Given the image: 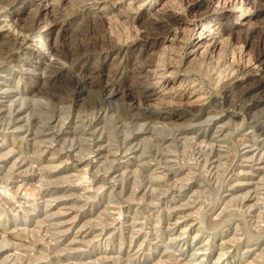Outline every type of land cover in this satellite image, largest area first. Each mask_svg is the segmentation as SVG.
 Segmentation results:
<instances>
[{"label":"rangeland","instance_id":"obj_1","mask_svg":"<svg viewBox=\"0 0 264 264\" xmlns=\"http://www.w3.org/2000/svg\"><path fill=\"white\" fill-rule=\"evenodd\" d=\"M1 1L0 264H264V138L259 109L245 110L264 101V81L232 83L246 71L264 77V0H164V10L185 20L156 51L160 72L176 74L171 93L155 100L138 87L152 37L169 32L147 18L159 0L137 8L128 0ZM207 6L209 26L227 30L214 51L198 48ZM57 20L65 27L56 26L49 40L44 30L40 36ZM22 24L35 33L14 48L8 36ZM112 70L118 89L130 94L118 93L98 112L91 75ZM77 75L90 81L77 86ZM150 105L178 116V126L156 118L145 131L128 124Z\"/></svg>","mask_w":264,"mask_h":264},{"label":"bare ground","instance_id":"obj_2","mask_svg":"<svg viewBox=\"0 0 264 264\" xmlns=\"http://www.w3.org/2000/svg\"><path fill=\"white\" fill-rule=\"evenodd\" d=\"M1 1V0H0ZM152 0H150V2H151ZM155 1H157V0H155ZM166 1V0H165ZM208 1H213V0H208ZM2 2V1H1ZM13 2H14V0H13ZM23 2V1H22ZM21 2V3H22ZM140 2H141V0H128V4H129V6L130 7H135V8H137V5L139 6V4H140ZM10 3V2H9ZM12 3V2H11ZM153 3H154V1H153ZM164 0H159V1H157V2H155V5L157 4V8L155 9V11H153V12H148V14H147V18L149 19V21H151L152 23L154 22L155 24L156 23H161V24H164L165 26L167 25L168 26V33H165V34H161V33H159L160 35H154V37H152V40H153V42H151V44L149 45V49H148V51H147V54H148V56L149 57H147V59L146 60H144L143 62H141V64L140 63H138V64H140V71H139V73H140V75H141V79L142 78H145L146 79V82H143V83H141V84H139V91H140V93H141V96H142V98H144V99H146V100H155V99H157L158 97H160L161 98V96H164V95H167V94H169V93H171L170 91L173 89L171 86L172 85H169V84H171V83H173V81H174V77H175V74H176V72H173V71H171V69H162V71L160 72V68L158 67V65H157V63H156V60H155V57H156V54H157V50L160 48V46H163V44L167 41V39H168V36L169 35H171V34H173L174 32V30H173V28L174 27H172V26H174V25H176V23L178 22H184V20L182 19V17H179L180 16V14H179V16L177 17V15H175V14H173V13H171V12H169V11H166V10H168V9H166V10H164V8H163V5H164ZM166 3H167V1H166ZM243 3V2H242ZM165 6H166V4H165ZM171 7V6H170ZM139 8V7H138ZM97 10H101V9H99V8H96ZM40 10H41V12H40ZM47 6H44V7H42L41 9H37L36 10V16H37V14L39 15V14H43V12L44 13H46L47 11ZM92 10H94V9H92ZM46 11V12H45ZM244 11H248V9L247 8H244ZM96 12V11H95ZM209 6H207V10H206V12L205 13H203L200 17H201V19H200V26H202V31H203V33H201L200 35H199V37H198V40H199V42H198V48L199 49H201V51H202V48H206L207 46H209L213 51L214 50H216V49H218L217 47H218V44L220 43L221 44V39H222V36H223V32H226L227 30H225V29H223V28H221V27H217V28H213L212 26H209V21L207 20L208 19V17H209ZM30 13V12H29ZM94 13V12H93ZM178 13V12H177ZM95 14V13H94ZM98 14V13H97ZM159 14V15H158ZM208 14V15H207ZM214 14L215 15H217V18H220V17H223L224 16V13L222 12V10H219V9H216L215 11H214ZM96 15V14H95ZM96 17V16H95ZM146 17V16H145ZM57 18V17H56ZM55 18V19H56ZM146 18V19H147ZM54 19V20H55ZM58 19V18H57ZM61 21V20H60ZM63 21V20H62ZM73 22V21H72ZM129 24V23H128ZM237 24V22H234V25H236ZM17 25V24H16ZM20 25V24H19ZM23 25V24H22ZM49 25V24H48ZM53 26H44V28H42V30H40V31H38V32H41V31H45V32H47L48 33V37H47V39L49 40V35L50 34H52L53 33V31L55 30V27L56 26H60V28L62 27V26H64V24L63 23H59V20H57V21H55V23L54 24H52ZM150 25V24H149ZM152 25V24H151ZM241 25H243V24H241ZM67 26V25H66ZM219 26V25H218ZM15 27V26H14ZM17 27V26H16ZM16 27H15V29H16ZM19 27V32H18V34L17 33H15V35H12V34H10L9 36H8V40H10L11 41V43L13 44V46H14V48L15 47H19V48H23V46H24V44L26 43V37H27V35L26 34H33V33H35V26L32 24L31 26H18ZM43 27V26H42ZM65 27V26H64ZM12 28V27H11ZM59 28V27H58ZM59 28V29H60ZM15 29H14V31H15ZM18 30V29H17ZM58 30V29H57ZM14 31H12V32H14ZM61 31V30H60ZM17 32V31H16ZM9 33V32H8ZM37 33V32H36ZM41 35L40 36H42L43 35V33L41 32L40 33ZM57 34H59V33H57ZM228 35H232V32H228L227 33ZM56 35V34H55ZM197 35H198V33H197ZM173 36H175V34H173ZM69 38V37H68ZM151 38V37H150ZM226 38V37H225ZM56 39V38H55ZM181 39V38H180ZM7 40V41H8ZM10 41H8V42H10ZM48 42V41H47ZM50 44V43H49ZM118 44V43H117ZM12 46V45H11ZM12 46V47H13ZM120 46V45H119ZM5 47V46H4ZM53 47V46H52ZM116 47V46H115ZM126 47V46H125ZM165 47V46H164ZM114 48V47H113ZM117 48V47H116ZM120 48H122V46L120 47ZM120 48H118L119 50H121ZM166 48V47H165ZM168 48V47H167ZM210 48H209V50H210ZM117 49V50H118ZM163 49V47L161 48V50ZM196 49V48H195ZM204 50V49H203ZM200 51V52H201ZM191 52H192V50H191ZM204 53V52H203ZM201 54V53H200ZM211 55V54H210ZM80 56V55H79ZM192 56V55H191ZM9 57V56H8ZM62 57V56H61ZM61 57H58L57 58V63H59V64H61V61L59 62V58H61ZM158 57V56H157ZM193 57V56H192ZM194 57H195V55H194ZM1 58H3V57H1ZM77 58V57H76ZM76 58H74L75 60H76ZM159 58H161V57H159ZM59 59V60H58ZM73 58H71V60H72ZM142 59V58H141ZM67 60V59H66ZM70 60V62H72ZM159 60V59H158ZM65 61V60H64ZM56 62H55V64H56ZM16 63V62H15ZM137 64V63H136ZM53 65V64H52ZM51 65V66H52ZM62 65V64H61ZM63 66V65H62ZM61 66V67H62ZM53 67H55V66H53ZM59 67V68H58ZM56 66V69L54 68V69H52V70H56L57 71V69H59V72L58 73H61L62 71H64L65 69H63V68H61L60 66ZM64 67V66H63ZM256 67V66H255ZM117 68V67H116ZM134 68V67H133ZM138 68V69H139ZM164 68V67H163ZM253 68H254V66H253ZM136 69V68H135ZM245 69V68H244ZM249 69V68H248ZM247 69V70H248ZM252 69V68H251ZM256 69V68H255ZM258 70H259V68H257ZM117 71L119 70V69H116ZM116 70L115 71H113V73H112V71H111V73L110 72H108L106 75L105 74H103V72L101 73V72H97L95 75H91L92 76V78H96V80H97V86H98V89H99V92H100V99L98 100V105H99V107H98V112H100V111H102L103 112V108L105 107V106H110L109 104H110V100H111V98L113 97V96H115V95H117L118 93H120V95L119 96H121L122 95V97H127V96H129V94H130V90H129V88L128 87H126V88H124L123 90H119L118 88V83H116V81L117 80H115V78H114V76H115V73H116ZM242 70V72H243V68L241 69ZM174 71H175V69H174ZM253 71V70H252ZM260 71V70H259ZM258 71V72H259ZM67 72H68V70H67ZM138 72V71H137ZM254 72H256V71H254ZM2 73V72H1ZM0 73V74H1ZM74 74V73H73ZM85 75H87V74H85ZM135 75V74H134ZM139 75V76H140ZM155 75H159L158 77H155L156 78V80H154L153 79V76H155ZM242 75H243V77H241V78H238V77H235L234 79H233V81H232V83H233V85L235 86V88H239V86H241L242 84H245L246 83V81H247V77H249L250 79H252V78H255V79H258V81H264V77H261V75H260V73H253L252 74V72L250 73V71H246V72H243L242 73ZM78 76V75H77ZM90 76V75H89ZM89 76H78L75 80H76V85L77 86H84L85 84H86V82L89 80L90 81V77ZM189 76V75H188ZM134 77V76H133ZM132 77V78H133ZM47 78V77H46ZM218 78H220V76H218ZM140 79V80H141ZM154 80V81H152V80ZM143 80V79H142ZM218 80V79H217ZM139 81V80H138ZM144 81V80H143ZM142 82V81H141ZM138 83V82H137ZM42 84V83H41ZM132 84V83H131ZM130 84V85H131ZM133 85H134V83H133ZM123 87V86H122ZM1 88V87H0ZM135 88V87H134ZM172 88V89H171ZM16 89V88H15ZM3 90V89H2ZM46 90V89H45ZM255 91V88L253 87L252 89H250V88H246V89H244L243 91H241L242 93H241V96L243 97V98H247V97H249V95L250 94H252L253 92ZM2 92V91H1ZM9 91H7V90H4L3 92H2V94H4V98H9ZM240 93V92H239ZM253 95V94H252ZM203 96V95H202ZM251 96V95H250ZM197 97H199V98H201V96L199 95V96H197ZM197 97H195L196 99H197ZM210 97V96H209ZM25 98H27V97H25ZM24 97H23V99H25ZM46 98V97H45ZM252 98V97H251ZM196 99H194V101L196 100ZM9 100V99H8ZM11 100V99H10ZM9 100V101H10ZM46 100V99H45ZM159 100V99H158ZM198 100V99H197ZM199 100H201V99H199ZM211 101L213 100V99H210ZM209 100V101H210ZM13 103H16V99H13V100H11ZM18 101H19V99H18ZM27 101V100H26ZM211 101H210V103H211ZM11 102V103H12ZM21 102V101H20ZM35 102V101H34ZM38 102V101H37ZM45 102V101H44ZM47 102V101H46ZM206 102V101H205ZM10 103V104H11ZM13 103H12V105H13ZM212 103H213V101H212ZM239 103V102H238ZM9 104V103H8ZM16 104H18V103H16ZM16 104H15V106H16ZM47 104V103H46ZM152 104V103H151ZM155 104V103H154ZM202 104V103H201ZM253 104H255V103H253ZM11 105V106H12ZM30 105H31V103H30ZM130 105V106H129ZM128 105V108H126V110L127 109H129L130 111H134V106L132 107L131 106V104H129ZM209 105V104H208ZM214 105V104H213ZM21 106V105H20ZM60 106V105H59ZM62 106V105H61ZM125 106V105H124ZM156 106V105H155ZM212 106V105H211ZM215 106V105H214ZM16 107H18V106H16ZM240 107V106H239ZM3 108V107H2ZM34 108V107H33ZM36 108V107H35ZM51 108V107H50ZM243 108V107H242ZM255 108H257V109H259L258 111L259 112H257V111H255L256 109ZM125 109V108H124ZM203 109H205V108H203ZM252 109H255L254 111H255V113H257L258 115H259V123H257V130L259 131L258 133H260V135H261V138H264V101H260L257 105H253V106H251V105H248L247 107H245V110H247V114L248 115H250L251 114V112H252ZM53 110V109H52ZM89 110V109H88ZM137 110V109H136ZM242 110V109H241ZM60 111V110H59ZM116 111V110H115ZM207 111H208V109H207ZM206 111V112H207ZM14 112V111H13ZM19 112H20V108H19ZM19 112H17V113H19ZM32 112V111H31ZM205 112V113H206ZM16 113V114H17ZM24 113V112H23ZM41 113V112H40ZM135 113V112H134ZM21 114V113H20ZM66 114V113H65ZM95 114V113H94ZM208 114V113H207ZM207 114H205V115H207ZM23 115V114H22ZM90 115V114H89ZM111 115H113V114H111ZM135 118H133V119H130V120H128V118H127V121H130V122H128V124H134V125H136L137 127H138V130L139 131H141V130H143V131H145V130H147V127H145V126H147L146 124H148V123H146L147 122V120L149 119V118H156V119H159V120H161V121H165V120H167L166 122H168V121H170L172 124L174 123L175 124V126H176V124H177V122H178V116H177V118H174V116H172L171 114H168V113H162V112H159V111H157L156 109H153V107H151V105L150 106H148V107H144L143 109H139L136 113H135ZM236 115V114H235ZM17 116V115H16ZM96 116V115H95ZM123 116V115H122ZM131 116H133V114L131 115ZM196 117V116H195ZM218 117V116H217ZM23 118V117H22ZM26 117H24V119H25ZM44 118V117H43ZM67 118V117H66ZM121 119H122V117H120ZM124 118V117H123ZM129 118H131L130 116H129ZM19 119H21V118H19ZM23 119V120H24ZM58 119V118H57ZM125 119V118H124ZM197 119V118H196ZM196 119H194L195 121H196ZM3 120V119H2ZM61 120V119H60ZM105 120V119H104ZM124 121V120H123ZM65 122V121H64ZM159 123H160V121H159ZM201 123V122H200ZM204 123V122H203ZM209 123V122H208ZM6 124V123H5ZM32 124V123H31ZM60 124V123H59ZM75 124V123H74ZM125 124V123H124ZM163 124V123H162ZM171 124V125H172ZM221 124V123H220ZM9 125V124H8ZM86 125H87V123H86ZM90 125V122H88V125L86 126V127H88ZM254 125V124H253ZM24 126H25V124H24ZM27 126V125H26ZM75 126V125H74ZM131 126H133V125H131ZM153 126V125H152ZM164 126H165V122H164ZM177 126H178V124H177ZM208 126V125H207ZM5 127V126H4ZM3 127V128H4ZM16 127V126H15ZM47 127V126H46ZM86 127H84V128H86ZM92 127V126H91ZM129 127V126H128ZM127 127V128H128ZM162 127V126H161ZM180 127V126H179ZM53 128V127H52ZM89 128V127H88ZM136 128V127H135ZM218 128H219V126H218ZM218 128H216V130L218 129ZM221 128H222V125H221ZM5 129V128H4ZM95 129V128H94ZM94 129H92V132H93V130ZM137 129V128H136ZM17 130V129H16ZM65 130V129H64ZM181 130V129H180ZM222 130V129H221ZM221 130H220V132H221ZM256 130V131H257ZM29 131V130H28ZM38 131V130H37ZM36 131V132H37ZM57 131H58V129H57ZM86 131V130H85ZM96 131H97V129H96ZM95 131V132H96ZM198 131V130H197ZM200 131V130H199ZM41 132V131H40ZM121 132V131H120ZM181 132V131H180ZM105 133V132H104ZM114 133V132H113ZM124 133V132H123ZM181 133H186V131H184V132H181ZM191 133V132H190ZM198 133V132H197ZM203 133V132H202ZM205 133H207V132H205ZM226 133H228L227 131H226ZM256 133V132H255ZM34 134V133H33ZM122 134V133H121ZM165 134V133H164ZM192 134V133H191ZM112 135V134H111ZM114 135V134H113ZM202 135H204V134H202ZM230 135V134H229ZM259 135V136H260ZM83 136V135H82ZM87 136V135H86ZM89 136H90V134H89ZM195 136V135H194ZM258 136V135H257ZM16 137V136H15ZM201 137V136H200ZM199 137V138H200ZM204 137V136H203ZM212 137V136H211ZM147 138V137H146ZM190 138V137H189ZM195 138V137H194ZM196 138H198L197 136H196ZM202 138V137H201ZM205 138V137H204ZM260 138V137H259ZM260 138V139H261ZM21 139H23V138H21ZM56 139V138H55ZM147 139H149V138H147ZM203 139V138H202ZM211 139V138H210ZM44 140V139H43ZM143 140V139H142ZM251 140V139H250ZM262 140H264V139H262ZM38 141V140H37ZM50 141V140H49ZM195 141V140H194ZM205 141V140H204ZM223 141V140H222ZM39 142V141H38ZM159 142V141H158ZM191 142V141H190ZM203 141L201 140V143H202ZM212 142V141H211ZM78 143H80V142H78ZM145 143V142H144ZM157 143V142H156ZM205 143V142H204ZM143 144V143H142ZM155 144V143H154ZM207 144V143H206ZM246 144V143H245ZM107 145V144H106ZM134 145V144H133ZM140 144H138V146H139ZM153 145V144H152ZM168 145V144H167ZM166 145V146H167ZM250 145V144H249ZM75 146V145H74ZM98 146H100V145H98ZM117 146V145H116ZM261 146V145H260ZM90 147V146H89ZM96 147V146H95ZM207 147V146H206ZM205 147V148H206ZM154 148V147H153ZM78 149V148H77ZM88 149V148H87ZM95 149V148H94ZM133 149V148H132ZM169 149V148H168ZM58 150H60V149H58ZM71 150V149H70ZM128 150V149H127ZM134 150H136V149H134ZM246 150V149H245ZM252 150V149H251ZM262 150H264V147H262ZM86 150H84V152H85ZM117 151V150H116ZM172 151H174V150H172ZM257 151V150H256ZM261 151V150H260ZM78 153V152H77ZM80 153V152H79ZM89 153V152H88ZM208 153V152H207ZM210 153H211V151L209 152V155H210ZM260 153V152H259ZM8 154V153H7ZM10 154V153H9ZM73 154V153H72ZM87 154V153H86ZM131 154V153H130ZM153 154V153H152ZM173 154V153H172ZM216 154V153H215ZM255 154V153H254ZM262 154V156H264V152H262L261 153ZM261 154H259V156H260V158H262L261 157ZM139 155V154H138ZM151 155V154H150ZM155 155H156V153H155ZM1 156V155H0ZM107 156V155H106ZM152 156V155H151ZM253 156V155H252ZM255 156V155H254ZM6 157V156H5ZM79 157V156H78ZM221 157V156H220ZM244 157V156H243ZM250 157H251V155H250ZM1 158V157H0ZM245 158V157H244ZM259 158V159H260ZM73 159V158H72ZM93 159V158H92ZM91 159V160H92ZM152 159H153V157H152ZM171 159V158H170ZM177 159V158H176ZM175 159V160H176ZM179 159V158H178ZM199 159V158H198ZM243 159V158H242ZM122 160V159H121ZM131 160V159H130ZM258 160V159H257ZM16 161V160H15ZM86 161V160H85ZM111 162H113V161H111ZM110 162V163H111ZM220 162V161H219ZM226 162V161H225ZM109 163V164H110ZM114 163V162H113ZM133 163V162H132ZM137 163V162H136ZM210 163V162H209ZM221 163V162H220ZM93 164V163H92ZM139 164V163H138ZM146 164V163H145ZM157 164V163H156ZM170 164V163H169ZM85 165V164H84ZM101 165V164H100ZM217 165H219V164H217ZM262 165H264V164H262ZM104 166V165H103ZM157 166V165H156ZM204 166V165H203ZM219 167V166H218ZM260 167V166H259ZM223 168V167H222ZM43 169V168H42ZM88 169H89V167H88ZM103 169H104V167H103ZM109 169V168H108ZM156 169V168H155ZM259 170L261 169V168H258ZM257 169V170H258ZM170 170V169H169ZM127 171V170H126ZM144 171V170H143ZM191 171V170H190ZM86 172V171H85ZM44 173V172H43ZM78 173V172H77ZM96 173V172H95ZM163 173V172H162ZM213 173V172H212ZM249 173V172H248ZM256 173V172H255ZM70 175V174H69ZM68 175V176H69ZM78 175V174H77ZM116 175V174H115ZM187 175V174H186ZM262 175V174H261ZM67 176V175H66ZM79 176V175H78ZM141 176V175H140ZM139 176V177H140ZM157 176H158V174H157ZM166 176V175H165ZM135 177H136V175H135ZM144 177V176H143ZM159 177V176H158ZM173 177V176H172ZM84 178V177H83ZM116 178V177H115ZM138 178V177H137ZM58 179V178H57ZM146 179V178H145ZM262 179H264V177H262ZM164 180H165V178H164ZM212 180V179H211ZM111 181V180H110ZM121 182V181H120ZM123 182V181H122ZM172 182V181H171ZM105 183V182H104ZM160 183V182H159ZM251 183V182H250ZM49 184V183H48ZM72 185V184H71ZM74 185V184H73ZM102 185V184H101ZM133 185V184H132ZM135 185V184H134ZM151 185V184H150ZM249 185V184H248ZM259 185V184H258ZM122 186V185H121ZM145 186V185H144ZM154 186V185H153ZM101 187V186H100ZM121 188V187H120ZM153 188V187H152ZM257 188V187H256ZM259 188V187H258ZM18 190V189H17ZM152 190V189H151ZM195 190V189H194ZM5 191V190H4ZM21 191V190H20ZM133 191V190H132ZM144 191V190H143ZM153 191V190H152ZM7 192H8V190H7ZM6 192V193H7ZM17 192V191H16ZM10 193V192H9ZM132 194H133V192H132ZM142 194V193H141ZM254 194V193H253ZM256 194V193H255ZM8 195V194H7ZM11 195V194H10ZM14 195V194H13ZM102 195V194H101ZM137 195V194H136ZM151 195V194H150ZM242 195V194H241ZM18 196V195H17ZM21 196V195H20ZM43 196V195H42ZM235 196V195H234ZM245 196V195H244ZM10 197V196H9ZM141 197V196H140ZM151 197V196H150ZM149 197V198H150ZM154 197V196H153ZM152 197V198H153ZM227 197V196H226ZM237 197V196H236ZM243 197V196H242ZM262 197V196H261ZM190 198V197H189ZM250 198V197H249ZM254 199V198H253ZM262 199H264V198H262ZM128 200V199H127ZM140 200V199H139ZM237 200V199H236ZM15 201V200H14ZM232 201H234V199L232 200ZM3 202V201H2ZM17 202V201H16ZM128 202V201H127ZM228 202V201H227ZM226 202V203H227ZM230 202V201H229ZM257 202V201H256ZM139 204V203H138ZM45 205V204H44ZM28 206V205H27ZM188 206V205H187ZM9 207V206H8ZM46 207V206H45ZM225 207V206H224ZM19 208V207H18ZM25 208V207H24ZM118 208V207H117ZM202 208V207H201ZM249 210V209H248ZM41 211V210H40ZM110 211V210H109ZM31 212V211H30ZM222 212V211H221ZM218 213V212H217ZM258 213V212H257ZM191 214V213H190ZM186 215V214H185ZM191 216V215H190ZM194 216V215H193ZM182 217H184V216H182ZM259 217V216H258ZM186 218V217H185ZM188 218V217H187ZM220 219V218H219ZM222 219V218H221ZM260 221V220H259ZM135 222V221H134ZM262 222H264V221H262ZM119 223V222H118ZM262 224V223H261ZM60 225V224H59ZM175 225V224H174ZM191 226V225H190ZM17 228V227H16ZM81 228V227H80ZM262 229V228H261ZM121 230V229H120ZM133 231V230H132ZM66 232V231H65ZM134 232V231H133ZM262 232H264V231H262ZM78 233V232H77ZM86 233V232H85ZM15 234V233H14ZM110 234V233H109ZM200 235V234H199ZM17 236V235H16ZM123 236V235H122ZM132 236V235H131ZM178 236V235H177ZM183 236V235H182ZM194 236V235H193ZM198 236V235H197ZM236 237V236H235ZM234 237V238H235ZM239 237V236H238ZM77 238V237H76ZM131 238V237H130ZM174 238V237H173ZM194 238V237H193ZM260 238V237H259ZM132 239V238H131ZM233 239V238H232ZM77 240V239H76ZM81 240V239H80ZM90 240V239H89ZM177 240V239H176ZM194 240V239H193ZM114 241V240H113ZM195 241V240H194ZM236 241V240H235ZM73 242V241H72ZM79 242V241H78ZM228 242H230V241H228ZM89 243V242H88ZM87 243V244H88ZM201 245V244H200ZM106 246V245H105ZM1 247V246H0ZM2 247H3V245H2ZM4 247H6V246H4ZM142 247V246H141ZM206 247V246H205ZM75 248V247H74ZM107 248V247H106ZM139 249V248H138ZM204 249V248H203ZM262 249H264V248H262ZM137 250V249H136ZM253 250V249H252ZM64 251V250H63ZM166 251V250H165ZM164 251V252H165ZM261 251V250H260ZM205 252V251H204ZM10 253V252H9ZM13 253V252H12ZM61 253V252H60ZM259 253V252H258ZM224 254V253H223ZM106 255V254H105ZM246 255V254H245ZM16 256V255H15ZM224 256V255H223ZM261 256V255H260ZM109 257V256H108ZM120 257V256H119ZM174 257V256H173ZM194 257V256H193ZM206 257V256H205ZM101 258V257H100ZM177 258V257H176ZM203 258V257H202ZM201 258V259H202ZM259 258V257H258ZM111 259V258H110ZM166 259V258H165ZM220 259V257H218V260ZM4 260V259H3ZM166 260H168V259H166ZM172 260V259H171ZM1 261V260H0ZM78 261V260H77ZM164 261V260H163ZM2 262V261H1ZM6 262V261H5ZM117 262V261H116ZM11 263V262H10ZM155 263V262H154ZM13 264V263H12ZM76 264V263H75ZM87 264V263H86ZM123 264V263H122ZM218 264V263H217Z\"/></svg>","mask_w":264,"mask_h":264}]
</instances>
